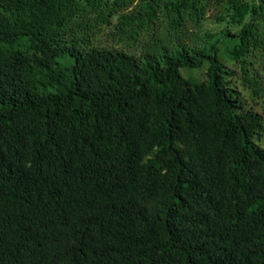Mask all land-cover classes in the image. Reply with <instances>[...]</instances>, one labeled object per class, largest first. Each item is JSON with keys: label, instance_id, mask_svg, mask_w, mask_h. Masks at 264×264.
I'll return each instance as SVG.
<instances>
[{"label": "trees", "instance_id": "16d2710c", "mask_svg": "<svg viewBox=\"0 0 264 264\" xmlns=\"http://www.w3.org/2000/svg\"><path fill=\"white\" fill-rule=\"evenodd\" d=\"M263 63L264 0H0V264H264Z\"/></svg>", "mask_w": 264, "mask_h": 264}, {"label": "rangeland", "instance_id": "374dc122", "mask_svg": "<svg viewBox=\"0 0 264 264\" xmlns=\"http://www.w3.org/2000/svg\"><path fill=\"white\" fill-rule=\"evenodd\" d=\"M261 72L264 71V63L260 66ZM206 71L207 67L201 68V69H189L188 67H183L181 69V73L184 77L186 78H191V79H203L206 77ZM263 74L260 75V78L264 79V72Z\"/></svg>", "mask_w": 264, "mask_h": 264}]
</instances>
